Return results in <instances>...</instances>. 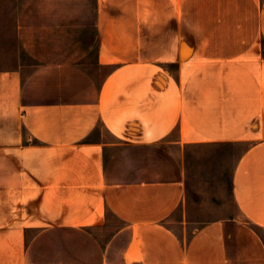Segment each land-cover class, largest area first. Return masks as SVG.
I'll return each mask as SVG.
<instances>
[{
  "label": "crops",
  "instance_id": "obj_1",
  "mask_svg": "<svg viewBox=\"0 0 264 264\" xmlns=\"http://www.w3.org/2000/svg\"><path fill=\"white\" fill-rule=\"evenodd\" d=\"M0 51V264H264V0H0ZM228 144L237 213L186 233Z\"/></svg>",
  "mask_w": 264,
  "mask_h": 264
},
{
  "label": "rangeland",
  "instance_id": "obj_2",
  "mask_svg": "<svg viewBox=\"0 0 264 264\" xmlns=\"http://www.w3.org/2000/svg\"><path fill=\"white\" fill-rule=\"evenodd\" d=\"M5 55L0 51V62L7 60ZM186 148L184 158L191 186L188 188L184 211L181 206L178 207L172 217L177 222L172 224L185 218L192 222L186 230V233H190L191 227L237 213L231 197L230 177L233 160L244 147L228 144Z\"/></svg>",
  "mask_w": 264,
  "mask_h": 264
}]
</instances>
